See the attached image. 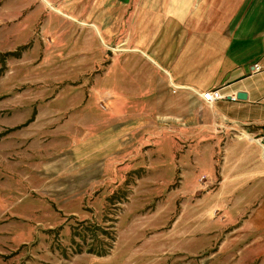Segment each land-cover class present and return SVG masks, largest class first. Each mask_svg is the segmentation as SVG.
I'll use <instances>...</instances> for the list:
<instances>
[{
	"label": "rangeland",
	"instance_id": "1",
	"mask_svg": "<svg viewBox=\"0 0 264 264\" xmlns=\"http://www.w3.org/2000/svg\"><path fill=\"white\" fill-rule=\"evenodd\" d=\"M100 29L0 0V264H264L232 212L264 190L220 187L219 142L213 171L212 142L117 128Z\"/></svg>",
	"mask_w": 264,
	"mask_h": 264
},
{
	"label": "crops",
	"instance_id": "2",
	"mask_svg": "<svg viewBox=\"0 0 264 264\" xmlns=\"http://www.w3.org/2000/svg\"><path fill=\"white\" fill-rule=\"evenodd\" d=\"M41 1L75 26L107 30L108 95L126 120L118 129L169 125L188 140L212 142L206 164L214 171L212 150L219 148L220 187L264 190V0ZM211 89L225 97L207 103L201 93ZM239 92L247 98L233 99ZM128 135L117 137L121 148L130 149ZM260 193L235 203V230L250 234L252 220V235L264 233ZM203 206L212 224V206ZM239 219L245 222L235 224Z\"/></svg>",
	"mask_w": 264,
	"mask_h": 264
},
{
	"label": "built area",
	"instance_id": "3",
	"mask_svg": "<svg viewBox=\"0 0 264 264\" xmlns=\"http://www.w3.org/2000/svg\"><path fill=\"white\" fill-rule=\"evenodd\" d=\"M256 69H260L258 65H256ZM202 98L209 104L215 103L216 101L223 99L225 96L220 89H211L201 93ZM237 97H233L236 99Z\"/></svg>",
	"mask_w": 264,
	"mask_h": 264
},
{
	"label": "water",
	"instance_id": "4",
	"mask_svg": "<svg viewBox=\"0 0 264 264\" xmlns=\"http://www.w3.org/2000/svg\"><path fill=\"white\" fill-rule=\"evenodd\" d=\"M237 98L246 99L247 98V94L245 92H239L238 95H237Z\"/></svg>",
	"mask_w": 264,
	"mask_h": 264
}]
</instances>
